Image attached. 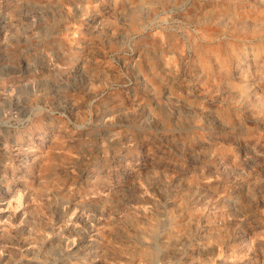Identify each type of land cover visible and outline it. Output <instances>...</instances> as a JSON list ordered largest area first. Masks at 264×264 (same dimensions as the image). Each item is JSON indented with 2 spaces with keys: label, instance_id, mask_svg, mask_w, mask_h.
I'll return each instance as SVG.
<instances>
[{
  "label": "rangeland",
  "instance_id": "1",
  "mask_svg": "<svg viewBox=\"0 0 264 264\" xmlns=\"http://www.w3.org/2000/svg\"><path fill=\"white\" fill-rule=\"evenodd\" d=\"M0 264H264V0H0Z\"/></svg>",
  "mask_w": 264,
  "mask_h": 264
}]
</instances>
